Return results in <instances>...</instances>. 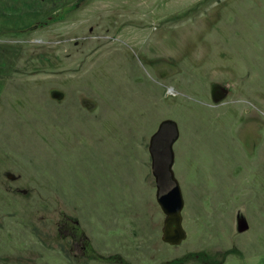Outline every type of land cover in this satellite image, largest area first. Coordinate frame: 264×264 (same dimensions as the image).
<instances>
[{
	"label": "rangeland",
	"instance_id": "1",
	"mask_svg": "<svg viewBox=\"0 0 264 264\" xmlns=\"http://www.w3.org/2000/svg\"><path fill=\"white\" fill-rule=\"evenodd\" d=\"M248 65L264 104V0H0V264H264V144L238 137L264 112L236 131L252 113L208 103L245 98Z\"/></svg>",
	"mask_w": 264,
	"mask_h": 264
},
{
	"label": "flooded vegetation",
	"instance_id": "2",
	"mask_svg": "<svg viewBox=\"0 0 264 264\" xmlns=\"http://www.w3.org/2000/svg\"><path fill=\"white\" fill-rule=\"evenodd\" d=\"M253 65H254V62H253ZM252 67H254V66L248 65V67H246V72H245L244 78L246 80L248 90H247V94L245 95L246 96L245 98H243V97L234 98V99H232V102H226V98H227L228 93H229V88L228 87L226 88L225 86H222L221 88L215 87L213 89V92L210 93V98H218V101L213 102V103L208 102L210 104L209 107L210 106L226 105V106H230L233 109V111H235V112H238L239 110H245L246 112L250 111V114L252 113L251 115L246 114V116H240V117H239V114L236 113V117L234 119V121H235L234 130H236V131H237L238 126H239V124L237 125V123H240V124L243 123L244 119H246L248 123L252 124V125L249 124V126H252L253 132L255 130L254 126L257 125L255 123L261 124L260 122H253L254 116H255L254 115L255 110L257 112H259L258 110H262L264 112V104L257 103L255 101V84H256L255 74H256V71ZM257 79H258V77H257ZM175 127H176L175 122L170 120V119L162 120L158 124L157 129L154 131L153 136L150 139V141H151L150 143L153 144V141H154L153 139L155 137H158V139L156 138V140H155V147H154L155 152L151 151L152 154H154V156H156L157 158L161 159L162 155H166L167 152H170V158H171L172 147H173V144L175 143V141L177 140V137H178V132L174 129ZM175 131H176V133H174ZM243 132H244V130L241 131V128H240V133L238 134L239 135L238 137L240 139V143L243 145V148L247 151V153H248L247 155H249L250 158H252L254 160L258 159V154L261 152V144L262 143L264 144V141L261 140L263 137L261 136V134L255 135L253 133H250L247 136L241 135ZM163 136H165V137H163ZM165 139L167 140L166 141L167 149H165V150L161 149L160 150L158 147V143L160 142L161 144H163ZM160 140H162V141H160ZM262 148L264 149V146H262ZM261 157L264 158V151L262 152ZM172 158H173V156H172ZM155 163H157V167L158 166L160 167L159 162H155ZM167 169H168V167H167ZM78 241H79L78 238L75 236L72 245L77 246L80 243Z\"/></svg>",
	"mask_w": 264,
	"mask_h": 264
},
{
	"label": "water",
	"instance_id": "3",
	"mask_svg": "<svg viewBox=\"0 0 264 264\" xmlns=\"http://www.w3.org/2000/svg\"><path fill=\"white\" fill-rule=\"evenodd\" d=\"M172 152L171 158L167 165L170 178L174 182L172 187L165 192H156V200L160 208L166 215L164 225L162 228V240L169 244H179L186 237V231L182 225L181 210L183 208V197L174 174L171 169L172 165Z\"/></svg>",
	"mask_w": 264,
	"mask_h": 264
}]
</instances>
